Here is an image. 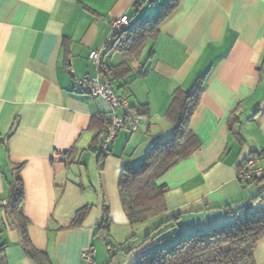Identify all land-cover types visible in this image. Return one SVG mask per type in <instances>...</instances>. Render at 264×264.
Wrapping results in <instances>:
<instances>
[{"label": "crops", "instance_id": "1", "mask_svg": "<svg viewBox=\"0 0 264 264\" xmlns=\"http://www.w3.org/2000/svg\"><path fill=\"white\" fill-rule=\"evenodd\" d=\"M153 1L0 0L5 264H39L26 254L9 216L13 177L18 174L24 183L23 212L34 247L50 264H87L81 255L96 244L105 206L110 229L114 222L130 225L119 195L124 165L138 164L172 135L167 112L174 92H190L201 79L204 93L191 122L200 146L159 182L167 187L165 211L152 217L161 219L152 229L160 227V236L147 243L146 237L135 242V236L140 246L119 262L139 264L146 252L233 222L252 203L264 213V180L237 177L239 162L252 154H262L264 166V0H182L145 42L141 57L129 62L131 73L119 80L109 74L130 107L148 105V112L136 131L122 129L100 160L94 140L104 127L97 119L109 118L111 107L82 92L77 80L96 76L89 57L105 45L112 22L122 16L134 22L132 15L156 9ZM109 55L120 56L116 64L108 65ZM123 59L120 53L104 55L108 66ZM97 257L96 250L95 264ZM253 258L264 264V234Z\"/></svg>", "mask_w": 264, "mask_h": 264}, {"label": "trees", "instance_id": "2", "mask_svg": "<svg viewBox=\"0 0 264 264\" xmlns=\"http://www.w3.org/2000/svg\"><path fill=\"white\" fill-rule=\"evenodd\" d=\"M181 1L155 0L153 5L156 7V12L151 18L144 17L137 23L129 19V25L114 36L113 43L105 53L106 55L120 53L124 58L122 63L109 66L112 73L111 80L113 76L115 80H119L131 73L132 67L129 62L141 57L145 42L158 34L160 24L178 8ZM203 81L201 79L190 92L181 89L174 92L167 112L174 126L172 135L165 141L156 143L138 164L128 162L123 167L119 181V195L132 227L165 211L164 195L167 187L160 184V180L200 146L199 139L192 131L191 122L202 100ZM114 91L118 93L115 89ZM130 112L137 113L141 117L147 114L148 105H142L139 110L130 107ZM99 122L104 130L95 138V144L100 142L110 123V117L101 115L97 119V123ZM104 157L105 153H102L100 160ZM263 180L264 178L255 182L261 183ZM10 186L11 193L7 202L9 216L21 233L26 254L39 264H50L47 254L38 251L29 237V222L23 212L25 188L22 178L17 174L12 178ZM257 204V202L250 204L229 224L185 238L171 247L144 253L139 264H255L253 250L264 234L263 211L259 207L258 211L249 214L251 208ZM85 215L86 208L77 213L73 225L81 224ZM109 218L110 211L105 206L103 222L97 229L95 237L107 240L110 234ZM172 219L176 220L178 217ZM159 230L160 227L149 232L146 235V243L158 238L161 233ZM134 238L135 235L132 236V240ZM132 240H128L126 246L122 247L126 253L131 252L135 245L137 247L138 243H130ZM5 247V244L0 245V264H5Z\"/></svg>", "mask_w": 264, "mask_h": 264}, {"label": "built area", "instance_id": "3", "mask_svg": "<svg viewBox=\"0 0 264 264\" xmlns=\"http://www.w3.org/2000/svg\"><path fill=\"white\" fill-rule=\"evenodd\" d=\"M130 23L129 17L122 16L112 22V30L106 40L105 45L99 50H93L90 54V60L96 70V76H84L77 80L82 92L92 98H100L107 102L110 107V123L106 128L100 142L99 149L102 153L107 152L109 145L116 138L118 132L126 127L136 131L140 125V116L137 113L130 112L129 98L116 93L111 81L108 79L110 70L104 60V55L109 46L114 41V36ZM124 110L125 115L120 116L119 110ZM58 159L63 158L56 154ZM262 154L256 153L242 159L238 164L237 177L241 182L256 181L264 178V166L261 165ZM260 204L253 206L249 214L259 210ZM96 248L94 245H88L82 252V260L87 264H95Z\"/></svg>", "mask_w": 264, "mask_h": 264}, {"label": "rangeland", "instance_id": "4", "mask_svg": "<svg viewBox=\"0 0 264 264\" xmlns=\"http://www.w3.org/2000/svg\"><path fill=\"white\" fill-rule=\"evenodd\" d=\"M156 12V9L154 7L151 8V10H145L140 12L138 15L136 14L135 16L132 15L134 22L140 21L144 17L151 18L154 13ZM120 56H111L109 55L107 57V63L109 64H116L117 59ZM116 86V84H115ZM116 219V220H115ZM114 220L117 221L118 218L114 216ZM161 221V219H149L148 221L139 223L135 225L134 227L130 225H124L122 224L121 226L115 225L114 222L113 225L111 226V231L110 234L107 236V240L105 241L101 237H96V244L95 248L98 251V264H124L125 261L119 262L120 256H123L126 254V256H129L130 253L134 254V249H137L140 245L137 244V247L135 245V248L129 252L126 253L124 250H122V247L126 246L127 240L131 237L132 235L136 236V239L134 240L135 242H141L145 239L146 235L152 231V229ZM112 222V221H111ZM133 240L130 241V243L133 244ZM108 243L109 246L111 247L108 249ZM125 244L124 246H122ZM111 250V253L109 252ZM132 257V256H131ZM134 258V257H133Z\"/></svg>", "mask_w": 264, "mask_h": 264}]
</instances>
